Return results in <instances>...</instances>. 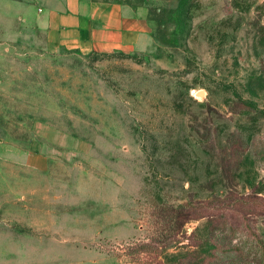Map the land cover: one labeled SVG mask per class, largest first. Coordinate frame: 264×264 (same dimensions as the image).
<instances>
[{
	"label": "rangeland",
	"instance_id": "374dc122",
	"mask_svg": "<svg viewBox=\"0 0 264 264\" xmlns=\"http://www.w3.org/2000/svg\"><path fill=\"white\" fill-rule=\"evenodd\" d=\"M133 3L149 45L82 55L46 49L33 0H0V264H258L264 0Z\"/></svg>",
	"mask_w": 264,
	"mask_h": 264
},
{
	"label": "crops",
	"instance_id": "0c3cea01",
	"mask_svg": "<svg viewBox=\"0 0 264 264\" xmlns=\"http://www.w3.org/2000/svg\"><path fill=\"white\" fill-rule=\"evenodd\" d=\"M45 20V46L49 52L82 55L133 53L149 45L152 23L134 0H33ZM46 140L64 148L75 146L74 138L52 131ZM25 165L46 168L43 146L32 142Z\"/></svg>",
	"mask_w": 264,
	"mask_h": 264
},
{
	"label": "trees",
	"instance_id": "16d2710c",
	"mask_svg": "<svg viewBox=\"0 0 264 264\" xmlns=\"http://www.w3.org/2000/svg\"><path fill=\"white\" fill-rule=\"evenodd\" d=\"M201 206L204 205L202 204ZM172 212L174 213L173 214L174 216L172 215L171 221H173V223L177 222V225L179 223V225L184 226L185 224L189 223L194 219L192 213L194 211L187 207H182V206L177 207L176 209H173ZM223 222H224L223 223L224 227L220 229V233L229 236L230 238L229 241L234 240L233 235L235 230L233 229L232 226H229L226 223V220L223 219ZM243 249L245 250L247 256L252 255L258 264H264V247H262L258 242L253 241L248 243V241H245V244H243ZM211 250L214 253L219 254V253H226L229 249L226 248L224 245H221V246H215L211 248Z\"/></svg>",
	"mask_w": 264,
	"mask_h": 264
},
{
	"label": "water",
	"instance_id": "95a60500",
	"mask_svg": "<svg viewBox=\"0 0 264 264\" xmlns=\"http://www.w3.org/2000/svg\"><path fill=\"white\" fill-rule=\"evenodd\" d=\"M198 96H202V94H201V93H199V94H198Z\"/></svg>",
	"mask_w": 264,
	"mask_h": 264
}]
</instances>
